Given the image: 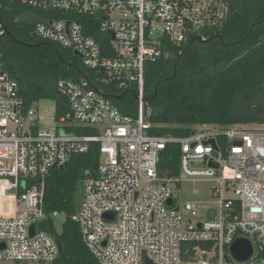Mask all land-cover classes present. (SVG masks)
Listing matches in <instances>:
<instances>
[{
	"label": "built area",
	"instance_id": "2783aa9c",
	"mask_svg": "<svg viewBox=\"0 0 264 264\" xmlns=\"http://www.w3.org/2000/svg\"><path fill=\"white\" fill-rule=\"evenodd\" d=\"M13 4L39 11L36 37L78 52L92 78L59 80L69 114L55 128H43L0 61V261L51 264L61 257L49 232L46 181L98 144L97 175L84 182L74 217L98 264H184V255L188 264H264V125H198L185 137L158 136L145 100L146 64L163 57L165 41L204 40V29L227 13L223 0H0V42L7 33L2 15ZM109 86L136 89L137 116L124 115L104 96L102 87ZM69 118L72 127L96 134L66 132ZM169 145L180 150L176 176L159 170ZM198 181L212 184V201L206 219L194 223L200 205L186 202L184 219L174 186ZM59 215L50 217L55 222ZM44 221L46 231L39 228ZM238 239L253 245L247 262L230 251Z\"/></svg>",
	"mask_w": 264,
	"mask_h": 264
},
{
	"label": "trees",
	"instance_id": "16d2710c",
	"mask_svg": "<svg viewBox=\"0 0 264 264\" xmlns=\"http://www.w3.org/2000/svg\"><path fill=\"white\" fill-rule=\"evenodd\" d=\"M223 2L227 13L204 29V40L194 37L181 46L165 41L163 57L146 64L145 100L154 111L152 134L185 137L198 125H264V0ZM38 17H43L39 11L20 4L3 13L7 33L0 42V61L18 83L25 106L30 109L42 100H54L55 121L59 122L69 114L68 101L58 89L59 80L92 78V73L72 50L34 36ZM81 19L89 29V20ZM87 33L102 42L98 31ZM102 90L124 115L137 116L136 89L119 92L109 86ZM71 123V118L67 119L68 133L96 134ZM179 156V147L169 145L160 155V172L178 175ZM99 163L100 148L93 144L88 153L73 156L47 178L49 232L62 242L66 254L51 264H98L83 243L74 217L82 201L81 188L90 175H97ZM54 212L65 215L59 232L50 217ZM189 261L184 255V264Z\"/></svg>",
	"mask_w": 264,
	"mask_h": 264
},
{
	"label": "rangeland",
	"instance_id": "374dc122",
	"mask_svg": "<svg viewBox=\"0 0 264 264\" xmlns=\"http://www.w3.org/2000/svg\"><path fill=\"white\" fill-rule=\"evenodd\" d=\"M37 111L40 117V126L43 128H55L57 122L55 121V109L56 104L54 100H42L36 103L33 106ZM61 135H65L66 132L59 128ZM23 188H26V185H23ZM174 189L178 192V197L180 198V205L183 218H188L187 212H183L184 204L188 201L197 202L200 205L201 212L200 216L194 218V223L198 221H204L206 219L204 213V208L210 206L212 201L211 190L212 184L208 182L198 181V182H184L180 185H175ZM80 197L82 200L83 188H81ZM65 222V215L60 214L55 219V228L59 232L62 229V225ZM0 264H20L16 262H5L0 261Z\"/></svg>",
	"mask_w": 264,
	"mask_h": 264
},
{
	"label": "water",
	"instance_id": "95a60500",
	"mask_svg": "<svg viewBox=\"0 0 264 264\" xmlns=\"http://www.w3.org/2000/svg\"><path fill=\"white\" fill-rule=\"evenodd\" d=\"M34 36L36 37L35 34H34ZM75 55L80 56L78 52H75ZM211 166H215L217 168V166L214 164H211ZM11 193H15V189H13L11 191ZM168 205H172L171 200L168 202ZM106 218H108L109 220H112L114 217L107 215ZM39 228L42 231H46L47 230V222L46 221L42 222L39 225ZM34 232H35V226H32L31 235H33ZM57 242L59 245L61 258H66V254L64 252L62 242L60 240H57ZM1 247H3V245H1ZM230 251H231L233 257L235 258V260L238 262H247L253 257V254H254V248H253L252 243L246 239H238L237 241H235L233 243V245L231 246Z\"/></svg>",
	"mask_w": 264,
	"mask_h": 264
}]
</instances>
